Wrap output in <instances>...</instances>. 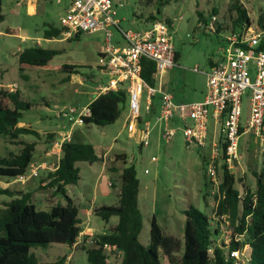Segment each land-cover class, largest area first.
I'll use <instances>...</instances> for the list:
<instances>
[{
    "label": "rangeland",
    "instance_id": "obj_1",
    "mask_svg": "<svg viewBox=\"0 0 264 264\" xmlns=\"http://www.w3.org/2000/svg\"><path fill=\"white\" fill-rule=\"evenodd\" d=\"M1 1L4 20L0 23V91L10 92L9 86L13 84V89L18 90L22 99L31 104L29 110L23 112L21 123L36 131L38 136H21L25 141L36 143L26 174H29L32 166L42 165L43 169L39 170L38 177L28 178L23 185L1 178L0 187L24 192L32 182L36 185L32 202L38 209L47 210L56 203L63 204L62 198L53 189L41 186V182L46 181L47 174L54 170L60 157V148L54 147L53 143L60 145L63 141L77 140L92 145L99 157L93 164L78 163L80 179L76 185L67 187L68 195L79 209V218L83 222L80 227L88 232L85 235L108 233L112 223L117 222L116 217H111V222L105 224L92 213L99 206L116 204L114 189L119 184V169L122 167L117 156L125 158V166H133L139 182L138 206L142 214L139 241L142 245L149 243L151 217L155 218L165 235L181 241L184 212L189 210L190 204L210 219V226L214 229L217 189L208 181L205 162L212 144L221 138L219 125H215L209 117L205 145L200 147L193 142L186 145L180 129L176 130L171 140L165 141L162 138V125L150 119L148 145L139 147L136 136L128 138L122 128L126 111L121 105L119 118L106 127H86L83 124L72 125L68 120L62 121L59 118L61 111L75 109L76 112L71 115L74 119L95 98V86L111 78L97 65L98 53L104 46L103 33L79 34L77 39L74 36L64 39L61 35L55 41H47L42 38L43 24L46 22L59 27V11L63 9V4L57 5L55 0H35L33 12L27 13L25 4L21 3L23 0ZM239 2L253 23L258 16L264 18V0ZM231 3L232 0H113V10L114 19L122 31L140 32L149 28V15L170 21L178 57L173 71L162 74L160 82L180 102L188 103L201 99L209 61L217 60L220 56L223 36L230 31V22L234 17ZM213 9L216 14H212ZM198 14L206 23L215 16L214 26L217 23L223 30L218 34L209 32ZM108 30L112 34L111 44H115L120 35L114 27ZM33 45L59 49L61 53L50 61L49 70L19 74L17 53ZM64 64L79 68L69 75L58 72V66ZM249 78L252 81L253 74ZM249 96L250 90L246 89L241 98L242 122L249 112ZM174 126L181 127L177 123ZM70 129L68 138H64L63 133ZM19 149V145L0 136V156L17 153ZM238 155L240 168L235 169L233 175L235 187L241 193L242 185L254 189L253 172L259 173L262 163L258 144L247 135L240 138ZM216 175L219 181L220 171ZM107 182L115 188L108 187ZM92 189L96 191V196L95 201L90 203ZM8 199L0 196V206ZM86 208L90 210L88 213L84 211ZM217 230L212 236L214 245L222 247L234 238L230 224L225 230ZM80 242L74 249L63 244H50L45 248L35 247L31 252L39 262H53L70 254L71 259L67 260V264H87ZM223 249L226 251L227 248ZM105 254L107 264H120V254L108 248H105Z\"/></svg>",
    "mask_w": 264,
    "mask_h": 264
},
{
    "label": "trees",
    "instance_id": "obj_2",
    "mask_svg": "<svg viewBox=\"0 0 264 264\" xmlns=\"http://www.w3.org/2000/svg\"><path fill=\"white\" fill-rule=\"evenodd\" d=\"M230 9L234 17L230 30L241 24H248L246 10L239 0H232ZM216 14V10H212ZM200 21L206 22L198 14ZM155 17L149 15L148 20ZM258 22L264 18L258 16ZM4 20L2 1L0 0V23ZM168 21V19H166ZM42 38L58 39L62 29L52 24H44ZM216 23V33L222 31ZM79 34L74 36L78 38ZM61 53L59 49L42 48L38 45L23 48L17 53V71L23 74L34 70H49L50 61ZM177 54L175 53V60ZM211 64V63H210ZM79 67L60 65L58 72L76 73ZM154 64L141 59V78L149 86H155L153 78ZM125 102V92L117 90L95 97L88 104L89 114L82 118L83 126L106 127L112 125L120 116L119 106ZM30 103L23 100L19 91H0V136H5L12 143L20 146L17 153L0 156V179L15 180L26 173L35 150L34 141L21 139L22 135L38 136L29 127L18 126L23 112L30 108ZM155 102L152 114L155 112ZM220 151L216 164V173L220 171L217 187L215 215L228 220L234 238L228 243L229 249H240L248 245L247 259L240 264H264V169L253 172L254 189L245 185L240 191L235 187V177L225 164V144L218 140ZM122 167L119 169V184L114 205H102L92 210L95 217L107 224L111 217H116V224L108 233L100 235H82L80 248L84 250L87 264H107L105 248L121 255L120 264H234L226 259L223 247L214 245L212 236L217 230L210 226V219L191 204L184 212L182 240L165 235L154 217L150 219L149 243L144 246L139 241L142 229V214L138 206L139 182L133 166H125L124 157H119ZM99 160L95 149L88 143L69 140L61 143L60 157L54 170L46 177V187L53 189L62 200L47 210L38 209L32 202V192H16L0 187V196L8 197L0 206V264H64L62 256L53 262H39L31 252L35 247L45 248L50 244H63L69 248L77 243L82 231L79 209L68 195L67 187L78 183L77 164H93ZM43 182V181H42ZM111 188H115L110 184ZM91 237L92 244L86 243ZM236 237L243 239L236 240ZM78 244V243H77ZM212 247V254L208 249Z\"/></svg>",
    "mask_w": 264,
    "mask_h": 264
},
{
    "label": "built area",
    "instance_id": "obj_3",
    "mask_svg": "<svg viewBox=\"0 0 264 264\" xmlns=\"http://www.w3.org/2000/svg\"><path fill=\"white\" fill-rule=\"evenodd\" d=\"M34 1L29 0L31 3ZM55 3L63 4L59 27L64 39L76 34L103 33L104 46L98 53L97 65L111 78L95 86V97L117 90L125 92L122 106L126 112L122 128L128 138L136 136L139 147L148 145L150 119L162 125V138L165 141L171 140L176 130L180 129L185 141L203 147L210 117L215 125H219L221 142L225 144L224 164L230 173L240 168L238 154L243 135L253 138L258 144L264 169V22L259 23L257 19L253 23L249 19L248 24L228 31L223 36L224 45L219 49V58L205 74L203 100L177 104L169 93L158 86L161 75L175 66V48L169 20L155 18L150 21L149 28L143 31H122L114 19L113 0H55ZM215 20V16H212L208 23L205 22L209 32L216 33ZM111 27L118 31L122 46L111 44L112 34L108 30ZM141 59L154 64L153 78L156 85L153 87L141 78ZM193 71L196 72V69ZM250 74H253L252 81ZM13 86H9L10 92L14 91ZM246 89L250 90L249 112L242 122L241 98ZM154 102L157 113L151 115ZM75 112V109L61 111L59 118L68 120L72 125H82V118L89 114L88 105L72 119L71 115ZM176 119L177 125L181 127L172 125ZM70 131L63 133L64 138H68ZM53 146L60 148L61 144L55 142ZM219 151V143H213L205 162L208 181L216 189L219 182L215 162ZM40 169H43L42 165L32 166L28 175L24 173L14 181L24 183L30 177L36 178ZM214 220L215 230L222 231L229 226L224 216L215 215ZM235 239L240 240L239 237ZM86 243H93L91 237L87 238ZM225 247L226 259L234 264L246 261L248 245L240 249H229L228 244ZM208 253L212 254V247Z\"/></svg>",
    "mask_w": 264,
    "mask_h": 264
},
{
    "label": "crops",
    "instance_id": "obj_4",
    "mask_svg": "<svg viewBox=\"0 0 264 264\" xmlns=\"http://www.w3.org/2000/svg\"><path fill=\"white\" fill-rule=\"evenodd\" d=\"M20 2V1H19ZM19 2L17 3V5H19ZM22 4H25V7H26V11H27V13H31V12H33V10H34V4H35V1L34 2H29V0H23L22 2H21ZM16 5V4H15ZM59 16L61 15V13H62V10L60 9V11H59ZM170 22V21H169ZM44 24H46V22H44ZM43 24V25H44ZM57 28H60V27H57ZM143 30H145V29H143ZM142 30V31H143ZM119 39V41L117 40L116 42H115V44L116 45H118V46H122L123 45V42L121 41V39L120 38H118ZM45 40V39H44ZM64 40V39H63ZM47 41H55V39H51V40H47ZM39 46V45H38ZM41 47V46H40ZM175 53H176V50H175ZM177 54V53H176ZM177 57H178V55H177ZM211 63V64H210ZM175 64H176V60H175ZM215 64V60H213V61H209V68H208V71H209V69L213 66ZM174 68H175V66H174ZM173 68V69H174ZM173 69H171V70H169V71H173ZM207 71V72H208ZM206 72V73H207ZM205 73V74H206ZM204 84H205V81H204ZM13 85V84H12ZM158 86L163 90V91H165V92H167V93H169L172 97H173V101L175 102V103H177V104H189V103H194V102H200V101H202L203 100V97H204V92H205V87H204V90H203V92H202V97H201V99H199V100H195V101H192V102H188V103H182V102H180V100H178L177 98H175L170 92H168V91H166L165 90V88L162 86V84H161V82H159L158 83ZM16 89H14V91H15ZM156 101H157V99H156ZM157 113V108L155 107V112H154V114H156ZM176 122H177V119L176 120H174L172 123V125L174 126L175 124H176ZM23 125V123H19L18 124V126L20 127V126H22ZM22 127H28V126H22ZM28 142V141H27ZM97 156H98V154H97ZM99 158V157H98ZM119 174H120V170H119ZM118 177H119V175H118ZM2 179H6V178H2ZM9 180H11V179H9ZM13 182H15L14 180H13ZM46 182L47 181H43V182H41V186H45L46 185ZM108 183H110V182H107V186H108ZM9 184V183H8ZM21 185H23L24 183H20ZM31 185H29V189H27V190H25L24 192H32V196H33V194L35 193V189H36V185H35V183H30ZM109 187V186H108ZM117 188L116 189H114V191L116 192L115 194H117V191H118V185L116 186ZM2 188H7V187H2ZM90 195H91V197L92 198H90V201H92V202H90V203H93V201H95V196H96V191L94 190V189H92L91 190V193H90ZM90 197V196H89ZM116 201H117V197H116ZM116 203V202H115ZM84 211L86 212V213H88L90 210H88L87 208L86 209H84ZM109 222H111V218H110V220H109ZM108 222V223H109ZM107 223V224H108ZM81 224H83V222L81 221ZM113 224V226L116 224V223H112ZM112 226V227H113ZM90 232V231H89ZM85 233L86 234H88V232L86 231V230H82L81 232H80V235H79V237L77 238V243H79L80 242V240H81V236L82 235H85ZM76 243V244H77ZM74 247H75V245L73 246V247H71V249H74ZM69 248V247H68ZM65 263L64 264H67V260H70L71 259V255L70 254H66L65 255Z\"/></svg>",
    "mask_w": 264,
    "mask_h": 264
},
{
    "label": "water",
    "instance_id": "obj_5",
    "mask_svg": "<svg viewBox=\"0 0 264 264\" xmlns=\"http://www.w3.org/2000/svg\"><path fill=\"white\" fill-rule=\"evenodd\" d=\"M189 143H190V142H188V141L185 142L186 145H189Z\"/></svg>",
    "mask_w": 264,
    "mask_h": 264
}]
</instances>
